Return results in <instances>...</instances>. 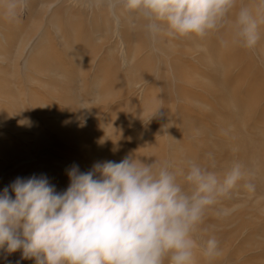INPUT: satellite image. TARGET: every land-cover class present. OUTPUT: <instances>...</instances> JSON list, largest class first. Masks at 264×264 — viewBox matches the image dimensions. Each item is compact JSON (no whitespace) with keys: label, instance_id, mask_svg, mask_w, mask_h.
Listing matches in <instances>:
<instances>
[{"label":"rangeland","instance_id":"rangeland-1","mask_svg":"<svg viewBox=\"0 0 264 264\" xmlns=\"http://www.w3.org/2000/svg\"><path fill=\"white\" fill-rule=\"evenodd\" d=\"M9 19L0 23V81L6 87L0 86V192L17 177L32 175H46L58 192L64 191L73 165L86 172L97 162L139 155L138 148L140 156H152L142 157L147 162L157 158L180 165L194 159L214 164L219 174L240 162L244 179L209 209L197 233L200 241L215 235L222 254L209 260L201 252L197 263L264 264V61L259 50L236 44L222 74L233 106L240 108L235 114L206 82L191 86L176 79L177 62L208 79L220 76L185 53V41L166 31L155 41L147 22L117 0H26ZM225 24L212 32L221 46L233 36L232 24ZM121 33L134 36L127 43ZM38 47L42 57L36 56ZM254 72L263 87L251 82ZM223 208L230 214H219ZM21 257L22 250L0 249V264H35L34 258Z\"/></svg>","mask_w":264,"mask_h":264},{"label":"clouds","instance_id":"clouds-1","mask_svg":"<svg viewBox=\"0 0 264 264\" xmlns=\"http://www.w3.org/2000/svg\"><path fill=\"white\" fill-rule=\"evenodd\" d=\"M117 2L147 22L153 39L162 31L203 38L231 23L233 43L255 49L264 23V11L254 14L246 6L230 20L237 0ZM21 7L26 0H5L6 16L14 19ZM142 157L152 156L129 154L120 162H97L86 172L73 165L69 186L60 192L46 175L17 177L0 192V249L22 250L21 258H34L35 264H197L201 252L209 260L219 257V239L209 235L200 241L197 233L209 209L244 179V166L233 162L219 174L214 164L194 159L177 165Z\"/></svg>","mask_w":264,"mask_h":264},{"label":"bare ground","instance_id":"bare-ground-1","mask_svg":"<svg viewBox=\"0 0 264 264\" xmlns=\"http://www.w3.org/2000/svg\"><path fill=\"white\" fill-rule=\"evenodd\" d=\"M114 2H116V0H114ZM260 3H261V0H237V8L235 9V10H233V13L231 14V16H230V18H232V15L235 17V15H234V13H235V11L237 10V9H239V7L240 6H246V7H249L250 9H252L253 10V12H254V14L255 13H257V12H261L262 10L261 9H259V5H260ZM99 12V11H98ZM139 18V17H138ZM11 20L9 19V17L8 16H6V14H5V8H4V3H2V1L0 0V23H2V25H5V24H7V23H9ZM139 21L140 20H136V23H139ZM12 22V21H11ZM142 23H143V19H142ZM226 24H224V27L226 28V26L228 25H226ZM232 26V25H231ZM138 28V27H137ZM143 28V27H142ZM223 28V27H222ZM224 30V29H223ZM59 31V30H58ZM141 31V30H140ZM139 31V32H140ZM225 31V30H224ZM167 33V32H166ZM225 33V32H224ZM260 33H261V38H260V40H259V42H258V44H257V46L255 47L257 50H259V54L261 55V57H262V59H263V61H264V23H261L260 24ZM124 34V33H123ZM122 33H121V37H122V39L124 40V41H127V43L130 41V40H132V37L134 36L133 34L132 35H130V34H128V33H126V34H124L123 35ZM141 34V33H140ZM145 34V33H144ZM222 34V33H221ZM220 34V35H221ZM168 35V34H167ZM223 35V34H222ZM222 35L220 36V37H222ZM232 34H230V36H231ZM215 36V35H214ZM228 37H229V35H228ZM129 40H128V39ZM159 38V35L154 39L155 41L157 40ZM171 38V37H170ZM178 38L181 40V41H185V44H184V52L185 53H187L188 55L190 54V55H193L194 57H196V58H198L201 62H203L205 65H209L212 69H213V71L215 72V74H217V75H220L219 77H220V79H219V77H217L216 75H213L210 79H208L207 77H203V76H201V75H199V74H197L195 71H190L191 69L190 68H188V67H186L185 66V64L183 65L181 62H177V63H175V61H174V59H173V61H174V63L176 64V67L174 68V70H175V77H177L176 79L178 80V78H180L181 80H183L182 82H187V83H189L191 86L193 85V84H197L198 82H200V81H204V82H206V84H207V86H210V87H212V91L215 93V94H218V96L220 97V99H221V101H222V104L224 105L223 107L226 109H228L230 112L231 111H233V112H236L235 114H237L239 111H240V108H237L236 106H233L234 105V103H235V101H234V99L232 98V94L230 95L228 92H227V89H228V86L226 85V82H225V79L223 80V77H222V74L225 72V70H226V68H228L227 66L230 64V60L232 59V61H233V55H234V53H235V47H236V44L235 43H233V36H231L230 38H227V39H229V43L227 44L226 42L224 43V45H226V46H221V45H223L222 43H220L221 45H218V44H216L217 42H218V40H219V37L217 36V42H215V38L212 36V33H209L207 36H205V37H203V38H198V39H196L195 37H179L178 36ZM209 38V39H208ZM139 39V38H138ZM167 40V42H169L168 43V45L169 46H173L172 45V42L170 41V39H168V37L167 38H165V37H162V38H160L159 40ZM223 40L225 39V38H222ZM208 40V41H207ZM222 40V41H223ZM226 40V39H225ZM224 40V41H225ZM221 41V42H222ZM179 44V43H178ZM183 44V43H182ZM182 44H180V45H182ZM127 45V44H126ZM165 45V44H164ZM167 45V46H168ZM155 46V45H154ZM166 46V45H165ZM177 46V45H176ZM238 46V45H237ZM129 47V46H128ZM190 48V50L188 49V48ZM180 49V48H179ZM183 49V48H182ZM191 49H193L194 51L191 53ZM40 50H42V51H40ZM161 50V49H160ZM175 50V49H174ZM165 51V50H164ZM164 51H163V53H164ZM169 51V50H168ZM181 51V50H180ZM69 52H70V56L71 57H75V55L76 54H74V52L73 51H70L69 50ZM136 52V51H135ZM182 52H183V50H182ZM181 52V53H182ZM45 52H44V50L43 49H39V47H38V49H37V51H36V56L37 57H39L40 56V54H44ZM169 52H167L166 54H168ZM179 53V52H178ZM185 53H183V54H185ZM172 55H174L173 53H171ZM170 54V55H171ZM140 55V54H139ZM150 55V54H149ZM149 55H148V57H149ZM175 55H176V53H175ZM77 56V55H76ZM147 56V55H146ZM145 56V57H146ZM179 56V55H178ZM182 56V55H181ZM40 57H42V56H40ZM177 57V56H176ZM147 58V57H146ZM171 58H174V57H171ZM180 58V57H179ZM227 59V61H224V60H226ZM148 60V59H147ZM181 60V59H180ZM236 60V59H235ZM91 61V60H90ZM36 61H33V63L32 64H34ZM74 62V61H73ZM80 62H82V63H85V62H88V61H82V60H80ZM147 62V61H146ZM150 62V61H149ZM250 62V61H249ZM248 62V63H249ZM89 63V62H88ZM202 63V64H203ZM247 63V64H248ZM81 64V63H80ZM152 64V63H151ZM174 64V65H175ZM233 64V63H232ZM251 63H249V65H250ZM184 66V68L182 69L181 67H183ZM253 65V64H252ZM113 67V66H112ZM149 67V66H148ZM154 67V66H153ZM209 68V67H208ZM210 68V69H211ZM250 68H251V66L249 67V70H250ZM43 69V68H42ZM42 69H40L39 71H41ZM113 70H114V68H112ZM211 69V70H212ZM248 69V68H247ZM173 70V71H174ZM247 71V70H246ZM48 72V71H47ZM111 72V71H110ZM222 72V73H221ZM255 74V76L253 77V79L251 78V76L252 75H250L249 77L252 79V83H255L257 86H261V87H263V85H262V78H261V75H259V73L258 72H254ZM1 74V73H0ZM112 74H113V72H112ZM249 74H250V72H249ZM248 74V75H249ZM106 75V74H105ZM177 75H179V76H177ZM108 76H110V75H108ZM174 77V78H175ZM222 77V78H221ZM230 77V76H229ZM249 78V79H250ZM250 79V80H251ZM175 80V79H174ZM153 81V80H152ZM176 81V80H175ZM220 81V82H219ZM114 83V82H113ZM116 83V82H115ZM136 83H137V81H136ZM110 84V83H109ZM188 84V85H189ZM176 85V84H175ZM178 85V84H177ZM199 85H201V84H199ZM213 85V86H212ZM0 86L3 88V89H6V87H5V82L4 81H0ZM141 86V85H140ZM205 86V85H204ZM169 87V86H168ZM185 87H186V85H185ZM184 87V88H185ZM197 87V86H196ZM200 87V86H199ZM187 88V87H186ZM186 88L184 89L186 92H188V90H186ZM201 88V87H200ZM264 88V87H263ZM188 89H190V87L188 88ZM204 89V88H203ZM206 89V88H205ZM146 90V89H145ZM1 91V90H0ZM3 91V90H2ZM2 91H1V94H2ZM210 91V90H209ZM208 91V92H209ZM212 92V93H213ZM163 93V92H162ZM189 93V92H188ZM4 94V93H3ZM146 94V93H145ZM155 94H156V92H155ZM154 94V95H155ZM186 94V93H185ZM228 94V95H227ZM184 95V94H183ZM262 95H264V94H262ZM4 96V95H3ZM144 96H146V95H144ZM147 96H148V94H147ZM150 96L151 97H153V94H150ZM150 96L149 97H146V99H148V100H150V101H152L151 99H149L150 98ZM156 96V95H155ZM186 96H188V94L186 95ZM172 98V97H171ZM174 98V97H173ZM153 99H157L158 100V98H153ZM163 100V99H162ZM165 101V100H164ZM163 101V102H164ZM199 102V100H196L195 99V101H194V104L196 103H198ZM150 103V102H149ZM197 105H199V103L197 104ZM253 110V109H252ZM217 111V110H216ZM220 112V111H219ZM252 113V112H251ZM164 114V113H163ZM262 114V116H264V114L263 113H261ZM261 114H260V116H261ZM185 116V115H184ZM219 117V116H218ZM221 117V116H220ZM186 118V117H185ZM222 118V117H221ZM226 118V117H225ZM225 118H222V120L219 118V120H221L222 122H226V124H227V121H226V119ZM225 119V120H224ZM222 124H225V123H222ZM227 126V125H226ZM118 127V126H117ZM119 128V127H118ZM117 128V129H118ZM114 129H116V128H114ZM155 131V130H154ZM157 131H158V129H157ZM244 139V138H243ZM248 139V138H247ZM83 140V139H82ZM247 141V140H246ZM85 142V141H84ZM83 143V142H82ZM242 147H241V149H244V146H245V144H242L241 145ZM91 147V146H90ZM89 148V147H88ZM92 149V148H91ZM264 149V148H263ZM137 152H139V155L141 154V152H140V148H138L137 149ZM263 151L260 153V156H261V158L264 156L263 154ZM95 156V155H94ZM92 157V156H91ZM98 157V156H97ZM95 159V158H94ZM261 162H262V160H261ZM259 179V178H258ZM260 179H264V173L263 172H261L260 173ZM246 262V261H245ZM197 264H199V263H197ZM201 264H203V263H201ZM245 264V263H244Z\"/></svg>","mask_w":264,"mask_h":264}]
</instances>
